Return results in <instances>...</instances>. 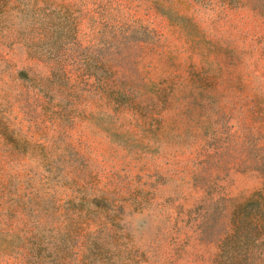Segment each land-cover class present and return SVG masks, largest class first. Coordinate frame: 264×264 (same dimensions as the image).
<instances>
[{
	"label": "rangeland",
	"instance_id": "374dc122",
	"mask_svg": "<svg viewBox=\"0 0 264 264\" xmlns=\"http://www.w3.org/2000/svg\"><path fill=\"white\" fill-rule=\"evenodd\" d=\"M0 264H264V0H0Z\"/></svg>",
	"mask_w": 264,
	"mask_h": 264
},
{
	"label": "trees",
	"instance_id": "16d2710c",
	"mask_svg": "<svg viewBox=\"0 0 264 264\" xmlns=\"http://www.w3.org/2000/svg\"><path fill=\"white\" fill-rule=\"evenodd\" d=\"M255 195H258V193L255 194ZM250 200H252L251 197H250L248 200H246L244 203H240L239 205H237L236 208L234 209V216H235V215H238L239 212L242 211V208L244 207V205H246ZM240 214H242V212H241ZM250 222H251V221H250ZM239 225H240V221H239V219H233L234 230H237L238 227H239ZM254 225H255V224H254Z\"/></svg>",
	"mask_w": 264,
	"mask_h": 264
}]
</instances>
